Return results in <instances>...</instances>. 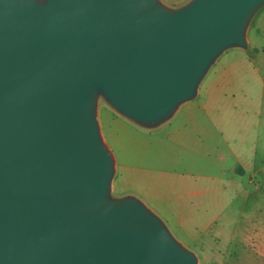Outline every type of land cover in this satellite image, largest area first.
Returning <instances> with one entry per match:
<instances>
[{
    "label": "water",
    "instance_id": "95a60500",
    "mask_svg": "<svg viewBox=\"0 0 264 264\" xmlns=\"http://www.w3.org/2000/svg\"><path fill=\"white\" fill-rule=\"evenodd\" d=\"M264 0H0V264H198L133 194L116 196L103 102L156 129L247 50Z\"/></svg>",
    "mask_w": 264,
    "mask_h": 264
},
{
    "label": "rangeland",
    "instance_id": "374dc122",
    "mask_svg": "<svg viewBox=\"0 0 264 264\" xmlns=\"http://www.w3.org/2000/svg\"><path fill=\"white\" fill-rule=\"evenodd\" d=\"M247 39V50L223 53L197 97L156 129L98 106L116 161L112 193L142 200L199 264H242L245 228L264 211V6Z\"/></svg>",
    "mask_w": 264,
    "mask_h": 264
},
{
    "label": "crops",
    "instance_id": "0c3cea01",
    "mask_svg": "<svg viewBox=\"0 0 264 264\" xmlns=\"http://www.w3.org/2000/svg\"><path fill=\"white\" fill-rule=\"evenodd\" d=\"M164 3L167 1L185 2L186 0H162ZM176 5L170 6H177ZM260 190L259 187H255ZM259 217H251L248 226L245 228L243 235V244L247 249V255L242 259V264H264V211L259 212ZM220 264V261H218ZM199 264V263H198ZM234 264H240L239 259Z\"/></svg>",
    "mask_w": 264,
    "mask_h": 264
}]
</instances>
